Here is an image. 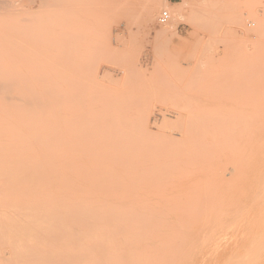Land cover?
Listing matches in <instances>:
<instances>
[{"label": "rangeland", "instance_id": "obj_1", "mask_svg": "<svg viewBox=\"0 0 264 264\" xmlns=\"http://www.w3.org/2000/svg\"><path fill=\"white\" fill-rule=\"evenodd\" d=\"M156 5H159L158 9ZM155 10L157 21L152 22L148 19V14ZM164 11L169 12L170 17L167 23L171 21L170 29H166L164 26L167 25H162L164 23L158 19ZM160 29L163 32H160ZM6 84H10L8 86L10 88ZM1 86L0 220L5 214L11 217L15 212L18 214L23 204L22 215H25L26 220L24 216L21 217L25 220L22 224L25 227L20 224L18 228H23L22 230L25 228V231L17 229L16 225L20 222L16 223L14 226L16 228L13 227L14 230L20 231L23 238L19 239L17 230L13 232H16L18 242L21 240L20 242L26 245L23 248L29 257L25 263L33 264L34 262L36 264L35 258L33 262V259H30L35 240L47 236L40 232L43 227L45 230V226L36 227L34 218L39 216L40 211L36 212L38 208L34 211V204L37 203L35 191L41 190L40 188L35 190V188L45 187L48 182L51 191L50 202L52 203L55 199L56 202L52 204H56L57 207L53 206L54 210L59 212L66 211L65 205L73 208L70 210L68 207L67 210L79 211L76 205L80 204V206L77 205L79 209L81 208L80 214L96 211L97 215L100 213V217L101 215L107 217L110 212L111 214L117 212L121 216L122 212L127 211L128 213L123 214L130 213L131 219L134 220V213L140 210L143 212L149 203L152 207L149 205L145 211L152 209V211L161 212L162 209L167 216L169 214V217L166 219L167 217H163L165 214L162 212L161 215L154 212L157 216L159 215L158 218L160 216V218L163 217L162 219L165 218L166 223L175 221L173 225L179 228L178 232L181 229L180 232L186 230L183 240L187 237L190 239L185 240L186 247L183 248V240L180 239L184 234L180 237V234L176 233L177 230L174 231L175 226L167 225L165 222V228L168 226L173 228H162L165 226L162 225V219L157 220V218L156 222H160L156 223L153 212L149 211L153 216L147 212L150 215L149 218H153L156 223H152L153 229H156L159 226L157 224L162 222L161 231L157 228L159 231L157 230L156 235V230H152L154 231L151 232L152 235L154 233L155 237L161 234L168 235L167 231H170L175 232V235L171 233L172 235L180 237L177 239L179 249L183 248V252L178 249V244H176L178 240L175 239L174 246L169 249L173 251L177 247L176 251L179 256H176L173 251L175 257L170 261L172 256L170 252L167 253L166 256L168 254L171 256L170 259L169 255L165 258V261L171 262L169 264H177L183 254L185 256L183 260L181 259L182 261L180 260V264H184L188 257L190 261L188 260L185 264H225L235 255L239 259L245 256L249 251L246 249H250L249 246L252 248L249 252L251 253L257 247L250 244L253 241H250V238L255 237V234L259 235L256 238L258 242L264 240L261 236L264 234V225H261L264 224V218L261 222H257V218L264 216V200H261L262 194L264 196V183L262 182L264 173L263 175L261 173L264 171V0H0ZM62 166H67L69 170ZM136 167L139 169L136 170ZM142 167L147 169L144 168L145 171L142 172ZM183 167L188 170L184 171ZM77 168L81 171H77ZM172 168L176 171L173 172ZM159 171L161 176L158 175ZM167 171L168 173L171 171L169 174L173 175L172 178H169L171 175ZM186 172L192 173L187 174ZM92 173L94 176L97 174L98 178L100 174V178L94 179ZM132 173L135 175L132 176ZM104 174L108 178H105ZM81 175L85 176L80 178ZM235 177L236 180H234ZM47 178L48 182H46ZM130 178H134L133 182ZM171 179H173L172 183H176L172 184ZM91 180H96L94 187ZM158 181L160 182L155 184ZM224 181L226 185H223ZM118 183L122 185L123 190ZM236 183L238 190L235 189L236 186H233ZM256 185L260 187H258L260 189L258 192ZM199 187L206 189L201 190ZM86 188L88 190H85ZM218 188L223 189L219 190L222 194L217 191ZM105 189L108 193H105ZM116 192L122 195L119 196ZM109 193L112 197H109ZM156 194H158L157 198ZM201 194L205 195V200ZM58 195L61 196L58 197ZM160 195L163 197L161 198ZM217 195L222 198L225 196L226 198L223 199L225 203L223 201L220 203ZM255 195L258 197H255L256 205H252L254 201L252 198ZM98 197L103 199V203L108 204L111 201L109 203L111 205L103 207L104 204L99 203ZM193 198L198 199L194 202ZM246 198H251L249 201L252 203ZM64 199L65 205L63 204ZM94 199L96 201L92 202L95 204L97 202L99 205L92 206L93 210H90L88 203ZM141 199L144 200H142L143 203ZM113 200L119 202L114 204ZM6 201L7 204H5ZM208 201L211 205L207 203ZM231 201L233 202L229 203ZM84 202H87V206L83 208L81 204H85ZM124 202L128 203V206ZM177 202L181 208L177 205L173 207ZM189 202H193V205ZM197 202L203 203V206L198 205ZM136 203L135 208L132 204ZM154 203L163 204V207ZM237 203H243V207L238 206ZM186 204L192 212H196L195 209L197 210L198 207L206 208L207 206V210L203 209L205 210L203 212L199 209L197 212L201 213L192 214ZM116 205L119 208H116ZM153 205L156 207L153 208ZM219 205L225 208L222 209ZM196 206L198 207L194 208ZM114 208L116 209L113 210ZM209 208L210 211L213 210L212 213ZM217 208L219 210H216ZM251 208L252 212H247ZM135 209L138 212H135ZM168 209L176 211H172L171 214V211H166ZM240 209H244V212ZM186 210L190 213L186 214ZM145 211L144 215L136 214L138 220L141 216H146L145 219L148 217ZM3 212L6 213L3 214ZM104 212H107V215H103ZM224 213L226 214L223 215ZM123 214L121 218H127L126 221L131 220ZM182 214H184L183 217ZM236 215L239 216L236 217ZM110 216L108 215V220L116 218V216L112 218ZM192 216L196 217L189 218L191 221L186 218L184 222V217L192 218ZM240 216H243L246 221L239 222L238 220H244ZM16 217L17 219L13 220L14 224L19 219L18 216ZM202 219L206 221L203 222ZM132 220L128 222L130 226L127 223V228L131 227ZM138 220L135 225H132L137 227H135V232L141 231V227L137 225ZM147 220L153 222L148 218L145 221ZM234 220L238 221V226L234 227L236 230L231 229L232 226L224 230L230 227L231 223L235 225ZM145 221L139 222L140 224L144 222V226H147L149 222L145 223ZM187 221L191 223L189 227L185 225ZM104 222L97 224H101L100 226L112 224V222ZM114 223L117 225L116 222ZM213 223L215 226L212 225ZM11 224L10 228H12ZM121 224L126 225V223ZM121 224V227L118 224L119 229L124 228L125 231L121 232L118 229L119 232L117 230L118 233H116L118 237L121 232L120 236L123 235L121 238H124L126 229ZM224 224L226 227L222 226ZM112 225L116 228L114 224ZM112 225L109 227L114 228ZM141 226L142 230L152 229V226L145 227L146 229L143 228V224ZM212 226H214L213 229L221 227L220 231L230 230L229 233L226 232L225 235L219 236L222 231L217 229L220 233L216 232V235L221 239H226L227 233L230 237L228 236L225 241L222 240L219 243L217 241L219 237L216 236V240L215 234L212 235ZM240 228L243 229L239 231ZM46 230L49 231V228ZM130 230L134 233V228ZM130 230L125 234L129 236ZM204 230H211L212 233L208 235ZM140 231L135 234L139 233L141 236L140 233H142L143 235L144 233ZM148 232L150 231L148 230L140 241L137 239L138 235H133L134 240H131L134 237L130 235V241H133L134 245L136 241H145ZM242 233L248 236L243 237ZM171 234L170 237H172ZM207 235L210 237L212 235L214 238L211 245L210 242L206 243L208 240L201 238ZM153 236L149 234L148 242L146 241L143 247L148 244L147 247L152 246L151 248L155 250L156 244L160 241L158 237V240L154 241L156 238L153 239ZM14 237L16 238V235ZM168 237L165 238L171 240L172 245L174 238ZM260 237L262 240L259 239ZM160 240L166 241L164 238ZM47 241H49L48 237ZM197 242L198 245H191ZM202 242L208 248L204 243L201 245ZM162 243L161 241L160 245ZM165 243L168 244V242ZM212 243L218 245L216 246L218 249L213 248ZM260 243L256 241V244ZM170 244L168 247L171 246ZM248 244L250 245L247 246ZM261 244L264 245L263 242ZM68 245L76 250L82 247H76L72 242ZM200 245L204 246L203 249L197 247ZM161 246L156 250L162 254L164 249ZM195 246L196 250L201 248L202 251L195 252ZM132 247L134 246H129V248ZM137 247H134L135 252ZM147 247L142 249L140 246L144 252H136L134 255L131 251L132 259L150 262L151 258L144 257V255L146 256L149 251H152L150 252L152 255L156 251L150 248L148 251ZM165 248L167 249V246ZM188 248L190 253L187 256L186 249ZM169 249L166 251L168 252ZM255 249L253 253L257 256L261 254L260 251H263L260 248ZM159 252L157 255L161 259L162 255ZM262 253L260 259H264V252ZM72 256L75 257L73 254ZM137 256L140 258L135 260ZM155 256H151L152 264L155 259H158ZM257 256L254 257L257 258ZM174 258L176 262H173ZM160 259L156 261L159 263L162 260ZM66 261L61 263L81 264L76 263L74 259H66ZM40 264L51 263L48 259H42ZM82 264H88V261L85 260Z\"/></svg>", "mask_w": 264, "mask_h": 264}, {"label": "bare ground", "instance_id": "obj_2", "mask_svg": "<svg viewBox=\"0 0 264 264\" xmlns=\"http://www.w3.org/2000/svg\"><path fill=\"white\" fill-rule=\"evenodd\" d=\"M156 1H157V0H156ZM158 1H159V0H158ZM153 5H154V4H153ZM158 6H159V5H156L157 9H158ZM151 8H152V7H151ZM154 8H155V7H154ZM165 12H167L168 16H167V18H166L165 21H162V17H163V15H164ZM156 15H157V11H156V10H155V11H150L149 14H148V19H149L150 21L154 22V21L156 20V18H157ZM169 17H170L169 12H168V11H164V12L160 15V17L158 18V19H160V21H161L162 23H164V24H162V25H167V26H164V27H166V29L169 28V25H171V21H170L169 23H167V21H169ZM156 21H157V20H156ZM158 21H159V20H158ZM165 22H166V23H165ZM173 27H174V26H173ZM169 29H170V28H169ZM161 31H162V30L160 29V32H161ZM164 31H166L165 28H164ZM162 32H163V31H162ZM3 83H4V82H3ZM6 85H7V84H6ZM2 86H3V85H2ZM2 86L0 87V92L2 91V90H1ZM8 86H10V84L7 85V87H8ZM4 88H6V86H5ZM8 88H10V87H8ZM5 90H6V89H5ZM8 90H9V89H8ZM10 90H11V89H10ZM0 94H1V93H0ZM5 94H7V93H5ZM8 96H9V95H8ZM8 96H7V97H8ZM7 97H6V98H7ZM0 98H2V97H0ZM10 98H11V97L9 96V99H10ZM0 107H1V106H0ZM0 112L2 113L1 108H0ZM0 134H1V121H0ZM1 142H2V141H1V135H0V144H1ZM254 144H255V143H254ZM236 150L240 151V149H236ZM236 150H235V151H236ZM263 151H264V150H263ZM260 154H261V153H260ZM263 155H264V154H263ZM232 156H234V154H232ZM235 156H237V155H235ZM237 157H239V156H237ZM196 160H197V159H196ZM196 160H195V161H196ZM240 160H241V158H240ZM249 160H250V159H249ZM193 161H194V160H193ZM220 161H221V160H220ZM193 163H194V162H193ZM228 163H229V162H228ZM50 164H51V163H50ZM218 164H220V163H218ZM56 165H57V164H56ZM65 165H66V164H65ZM162 165H163V164H162ZM197 165H198V164H197ZM53 166H54V165H53ZM53 166H52V167H53ZM59 166H60V165H59ZM160 166H161V165H160ZM195 166H196V165H195ZM219 166H220V165H218V167H219ZM66 167H67V166H65V167L62 166V168H66ZM68 167H69V165H68ZM167 167H168V166H167ZM186 167H188V166H186ZM190 167L193 168L192 165H190ZM196 167H197V166H196ZM215 167H216V166H215ZM228 167H229V165H228ZM240 167H241V166H240ZM242 167H243V166H242ZM72 168H73V167H72ZM114 168H115V167H114ZM144 168H145V167H142V172L145 171V170H143ZM148 168H149V167H148ZM150 168H151V167H150ZM156 168H157V167H156ZM183 168H184V167H183ZM183 168H182V169H183ZM205 168H206V167H205ZM220 168H221V167H220ZM220 168H217V169H218V170H221ZM222 168H223V167H222ZM66 169L69 170V168H66ZM66 169H65V170H66ZM110 169H112V168H110ZM137 169H139V168L136 167V170H137ZM145 169H147V168H145ZM151 169H153V168H151ZM157 169H158V168H157ZM160 169H161V167H160ZM173 169H174V168H172V170H173ZM177 169H178V168H177ZM185 169H187V168H184V171H186ZM262 169H263V168H262ZM54 170H55V169H54ZM54 170H53V171H54ZM79 170H80V169H79ZM79 170H78V168H77V171H79ZM100 170H101V169H100ZM107 170H109V169H107ZM127 170H128V169H127ZM155 170H156V169H155ZM155 170H154V171H155ZM161 170H162V169H161ZM179 170H180V169H179ZM187 170H188V169H187ZM55 171H56V170H55ZM74 171H75V170H74ZM74 171H72V173H73ZM80 171H81V170H80ZM104 171L106 172V170H104ZM109 171H110V170H109ZM116 171H117V169H116ZM138 171H139V170H138ZM138 171H137V172H138ZM174 171H176V170H173V172H174ZM189 171H190V170H189ZM193 171H194V170H192V172H193ZM199 171H200V170H199ZM216 171H217V170H216ZM257 171H259V169H258ZM56 172H57V171H56ZM65 172H67V171H65ZM75 172H76V171H75ZM100 172H101V171H100ZM110 172H111V171H110ZM142 172H141V173H142ZM148 172H149V171H147V173H148ZM163 172H164V171H163ZM170 172H171V171H170ZM170 172H169V173H170ZM178 172H179V171H178ZM192 172H190V173H192ZM254 172H255V171H254ZM68 173H69V171H68ZM79 173H80V172H79ZM81 173H82V172H81ZM89 173H90V172H89ZM103 173H104V172H103ZM107 173H108V172H107ZM113 173H114V172H113ZM141 173L139 174L140 176H141ZM149 173H150V172H149ZM151 173H152V172H151ZM160 173H161V172L159 171L158 175H159ZM165 173H166V171H165ZM167 173H168V171H167ZM169 173H168V174H169ZM186 173H187V172H186ZM190 173L188 172L187 174H190ZM256 173H257V172H256ZM261 173H262V175H263L264 171L261 172ZM45 174H46V172H45ZM73 174H74V173H73ZM77 174H78V172H77ZM82 174H83V173H82ZM115 174H116V173H115ZM136 174H137V173H136ZM143 174H144V173H143ZM153 174H155V173L153 172ZM254 174H255V173H254ZM258 174H259V173H258ZM53 175H54V173H53ZM78 175H79V174H78ZM92 175H93V173H92ZM96 175H97V174H95V176H96ZM104 175H105V174H104ZM104 175H103V177H104ZM109 175H110V174H109ZM134 175H135V174L132 173V176H134ZM137 175H138V174H137ZM147 175H149V174H147ZM162 175H163V174H162ZM165 175H166V174H164V176H165ZM169 175H171L169 178H172L173 175H172V174H169ZM185 175H186V174H185ZM191 175H192V174H191ZM233 175H234V174H233ZM79 176H80V175H79ZM82 176H83V175H81L80 178H82ZM84 176H85V175H84ZM84 176H83V177H84ZM93 176H94V175H93ZM95 176H94V179H95V178H98V175H97V177H95ZM142 176H143V175H142ZM145 176H146V175H145ZM155 176H156V175H155ZM160 176H161V174H160ZM160 176H159V177H160ZM186 176H188V175H186ZM46 177H47V175H46ZM88 177H89V176H88ZM110 177H112V176H110ZM113 177H114V176H113ZM113 177H112V178H113ZM118 177H119V176H118ZM118 177H117V178H118ZM135 177H136V176H135ZM138 177H139V176H138ZM149 177H150V175H149ZM156 177H157V176H156ZM167 177H168V175L166 176V179H167ZM263 177H264V176H263ZM263 177H262V180H263ZM54 178H57V177L54 176ZM91 178H92V176H91ZM99 178H100V174H99ZM99 178H98V179H99ZM105 178H108V176L105 175ZM150 178H151V177H150ZM150 178H149V179H150ZM152 178H153V177H152ZM162 178H164V177H162ZM183 178H184V177H183ZM187 178H188V177H187ZM229 178H231V177H229ZM259 178H260V177H259ZM60 179H61V175H60ZM87 179H88V178H87ZM98 179H96V180H98ZM133 179H134V178H132V179L130 178V181L133 182ZM137 179H138V178H137ZM160 179H161V178H160ZM160 179H159V180H160ZM164 179H165V178H164ZM166 179H165V180H166ZM70 180H71V178H70ZM83 180H84V179H83ZM96 180H95V181H96ZM106 180H107V179H106ZM117 180H119V178H118ZM121 180H122V179H121ZM135 180H136V179H135ZM135 180H134V181H135ZM152 180H153V179H152ZM156 180H157V179H156ZM165 180H163V181L165 182ZM169 180H170V179H169ZM174 180H175V179H174ZM185 180H186V179H185ZM234 180H236V177H235ZM249 180H250V179H249ZM66 181H67V179H66ZM71 181H73V180H71ZM91 181H92V180H91ZM95 181H92L93 183L91 182V183L93 184V187H94V183H95ZM147 181L149 182L148 179H147ZM150 181H151V180H150ZM160 181H161V180H160ZM160 181H158V182H156V183L153 182V183L158 184ZM172 181H173V179H171V183H172ZM245 181H246V180H245ZM46 182H48V178H47V181H46ZM64 182H65V181H64ZM68 182H70V181H68ZM73 182H74V181H73ZM78 182H79V181H78ZM88 182H89V181H88ZM88 182H87V183H88ZM104 182H105V181H104ZM136 182H137V181H136ZM161 182H162V181H161ZM166 182L168 183V181H166ZM181 182H182V181H181ZM227 182H229V181H227ZM236 182H237V181H236ZM258 182H259V181H258ZM262 182L264 183V180H263ZM55 183H56V181H55ZM65 183H66V182H65ZM75 183H76V182H75ZM87 183H86V184H87ZM102 183H103V181H102ZM106 183H107V182H106ZM116 183H117V182H116ZM116 183H115V184H116ZM119 183H120V180H119ZM119 183H118V185H119V187H121L122 185H120ZM167 183H165V184L168 185ZM169 183H170V182H169ZM173 183H176V182H173ZM173 183H172V184H173ZM208 183H209V182H208ZM223 183H224V184H223ZM223 183H222L223 185H226V184H225V181H224ZM244 183H245V182H244ZM53 184H54V183H53ZM59 184H60V181H59ZM83 184H84V183H83ZM86 184H85V185H86ZM88 184H89V183H88ZM88 184H87V185H88ZM121 184H123V183H121ZM132 184H135V183H132ZM150 184H152V183H150ZM162 184H164V183L162 182ZM172 184H171V185H172ZM231 184H232V183H231ZM240 184H242V183H240ZM260 184H261V183L259 182V185H260ZM56 185H57V184H56ZM87 185H86V186H87ZM96 185H98V184H96ZM118 185H117V186H118ZM148 185H149V184H148ZM166 185H164V187H166ZM198 185H199V184H198ZM252 185H253V184H252ZM261 185H262V184H261ZM261 185H260V186H261ZM71 186H72V185H71ZM81 186H82V185H81ZM146 186H147V185H146ZM169 186H170V185H169ZM210 186H211V185H210ZM233 186H236L235 189L238 190L239 187L237 188V183H236L235 185L233 184ZM233 186H232V188H233ZM246 186H247V184H246ZM256 186H257V187H256ZM256 186H255V188H257V190H256V189H255V190H256L257 192L260 191V189H258L259 186H258V185H256ZM69 187H70V186H69ZM76 187H77V186H76ZM96 187H97V186H96ZM127 187H128V189H129V185H128ZM219 187H220V186H219ZM222 187H223V186H222ZM261 187H262V186H261ZM263 187H264V185H263ZM39 188L41 189L40 191L37 190V189H39ZM60 188H61V187H60ZM78 188H79V187H78ZM82 188H83V187H81V189H82ZM116 188H117V187H116ZM121 188H122V187H121ZM153 188H154V187H153ZM160 188H161V187H160ZM162 188H163V187H162ZM166 188H168V187H166ZM199 188H200V187H199ZM206 188H209V186H206ZM206 188H205V189H206ZM243 188H244V187H243ZM259 188H260V187H259ZM68 189H70V188H68ZM79 189H80V188H79ZM89 189H90V188H89ZM101 189H102V188H101ZM123 189H124V188H122V190H123ZM157 189H158V188H157ZM200 189H201V190H205V189H202V187H201ZM262 189H263V188H262ZM262 189H261V190H262ZM35 190H37V191H35V198H36V202H37L38 204H37V203L34 204V208H35L34 211H36L37 208H38L39 210L37 209L38 211H36V212H39V211H40V212L38 213L39 216H38L36 219L34 218V220L36 221L35 224H36V227H37L38 225H40L41 227L45 226V230H44V227H43V230L41 229L40 232L43 233V235H47L46 238H45V236H44L43 238L40 237V239L35 240V243H34V249H33L32 255H31L32 258L30 257V259H31V260L33 259V260H32V262H33V261H34V258H35V260H36V264H37V263L40 264V262H41L42 259H48V260L50 261L51 264H62L61 262H67L66 259H74L76 263H81V264H82L85 260L88 261V264H152V257H151L152 255L155 256V254H156V256L158 257V259H160V256L157 255V253L159 252V250H156V249H158V248L160 249V246H161V245H162L161 247L164 249V250H163V249L161 248V250H163V251H162L163 253H164V251H166V250L169 249V248L172 249L171 247L174 246V244H175V243L173 244V241H175V239L178 240V239L181 237V235L184 234L185 231H186V230H183L184 232H183V231L180 232V231L182 230V229H181V230H179V232H178L177 229H179V228H177V226L173 225V223L175 222V221H173V220H172L173 223L168 222V220H167L168 223H166V219H168L169 214H168V216H167V214H165V212L162 211V209H161V212H162L163 214H165V215H163V214H162V215H163V217H164V216L167 217L166 219H165V218L162 219L163 217L160 218L161 216L158 218L159 215L157 216L156 214H157V213L160 214V213H161L160 211L156 212V211H152V209H151V211H152L153 213H152L150 210L145 211L146 209L149 208V205H150V203H149L148 207L144 210V211H145V214L148 215L147 212L150 211L152 214H154V216H153V215L149 212V213L153 216V218L156 217V218H155V222H156V219H157V218H158L157 220H161V219H162L163 224H162V222H161V223H158L157 225H159V226H160L161 224H162V225H165L164 222H165L167 225L172 224L171 226H173V227L175 226L174 231L177 230L176 233L178 232V234H180V237H178L179 235L174 236V235H175V232L167 231V232H168V235L165 234L167 237H168L171 233H174V235L171 234V236L174 238V240H172V245L170 244V243H171V242H170L171 240H167V238H165V237H166L165 235H162V234H161V236H157V237L159 238V241H160V242L162 241L163 243H162L161 245H160V242L158 243L159 245L156 244L158 247L156 246V247H155V250H154V248H153V249L151 248V247H152L151 245H149V246H151V247H147L148 244H147V246H145V247H143V245H145V242H146V241L148 242V239H147V238H148L149 234H150L151 236L154 235V236H153V239L156 238L154 241L158 240V238L155 237V233H156V235H157V230H158L157 228H160L159 230L161 231V229H162V228H165L166 225H165V226H162V228H161V226H160V227H159V226H158V227L156 226L157 228H156V229H155V228L153 229V225H152V223L156 224L157 222H160V221H157V222L155 223V222L153 221L154 219L151 218V217H150V218H151V219H150V218H149L150 215H148L147 218H148L149 220L153 221V222H149V221L147 220V221L151 224V225H150V224L148 223L149 225L146 224L147 226H144L145 224H144V222H142V224H143V228L152 226V229L150 230V229L148 228V230H149L150 232H148V236L146 235L147 238L145 237V241L143 240L142 242H139L140 240H142V239L144 238L143 236H144L145 234H147V231H148L146 228H145L146 230H142V226H141L142 224H140L141 222H139V221H145V220L147 219V218L145 219L146 216H144V217L141 216V218L143 217L145 220H143V218L141 219L140 217H139V220H138V218H137L138 215H142V214L144 215V211L142 212V210H140V211H141V214H139L140 211L138 212L136 209H135V210H136L135 212H138V213H134V212L132 211V214L134 213V215H135V216H134V220H132V219H131V214L129 213V214H127V215H124L127 211L125 212V211L123 210L124 212H122V214L124 213V214H123L124 217H126V216H127L128 218L130 217V219L134 222V223L131 222V223H132V224H131V227L134 228V230H133L134 233H131V230H130V229H132V228H131V227H128V228H130V229H128V228L126 227V226H128V224L130 223L129 221H131V220H127V221H126L127 218H121L122 214H121V216H120L117 212H115V214L112 213V214H113V215H112L111 212H110L108 215H109V216L111 215V216H110L111 218H112V216H116V218L113 217L112 219H110V220H112V221L108 220L109 217H108V215L106 214L107 212H104V214H103V215H107V217L102 216V215H101V217H100V213H99L98 215H99L100 218H99L98 215L96 214V213H97L96 211H95L96 213H95V212H94V213H91V211L88 210L90 213H88V212L86 211V213H88V214H85V212H84V214H83V212H81V214H80L81 208H80V209L78 208V207L80 206V204H77V205H79V206L76 205V208H77L79 211H77V210L74 211V212H76V213L79 212V214H76V213L73 214L74 212H73V211H70L71 208H72V206L68 205V207H70V208H69L70 210H67L68 207L65 205L66 202H64L66 198L63 200V202H64L63 204H64L65 207H66V211L59 212L58 210H54V207H57L56 204H55V203L52 204L53 202H56L55 199H54V201H53L52 203L50 202V199H49V198H50V192H51V191H50V189H49V182L46 184L45 187H44V186H43V187H36ZM71 190H72V189H71ZM85 190H88V189L86 188ZM85 190H84V191H85ZM105 190H106V189H105ZM105 190H104V191H105ZM219 190L222 191L223 189L221 190V188H218L217 191L219 192ZM252 190H253V188H252ZM117 191H118V190H117ZM124 191H125V190H124ZM159 191H160V190H159ZM161 191H163V189H161ZM256 191H254V192H256ZM263 191H264V190H263ZM55 192H56V191H55ZM55 192H54V193H55ZM72 192H73V191H72ZM76 192H77V191H76ZM99 192H100V190H99ZM99 192H98V193H99ZM101 192H102V191H101ZM136 192H138V191H136ZM194 192H195V191H194ZM87 193H88V192H87ZM89 193H90V191H89ZM105 193H108L107 190H106ZM116 193H117V192H116ZM131 193H133V192H131ZM131 193H130V194H131ZM163 193H164V192H163ZM169 193H170V192H169ZM219 193H220V192H219ZM96 194H97V193H96ZM117 194H118V193H117ZM117 194H116V195H117ZM136 194H137V193H136ZM145 194H146V192H145ZM152 194H153V193H152ZM152 194H151V195H152ZM220 194H222V192H221ZM243 194H244V193H243ZM253 194H255V193H253ZM257 194H258V193H257ZM259 194H260V193H259ZM259 194H258V195H259ZM261 194H262V193H261ZM67 195H68V194H67ZM102 195H104L103 192H102ZM102 195H101V196H102ZM107 195H108V194H107ZM109 195H110V196H109ZM109 195H108L109 197H112L110 193H109ZM118 195L120 196V195H122V193L119 192ZM126 195H128V194H126ZM126 195H124V196L127 197ZM138 195H139V194H138ZM157 195H158V194H156V198L158 197ZM161 195H162V194H161ZM161 195H160V197H161ZM165 195H166V194H165ZM201 195H202V194H201ZM209 195H211V193H209ZM224 195L227 196L228 194H225V193H224ZM224 195H223V196H224ZM59 196H61V195H58V197H59ZM86 196H88V195H86ZM90 196H91V195H89V197H90ZM95 196H96V195H95ZM104 196H105V195H104ZM104 196H102V197H104ZM108 196H107V197H108ZM129 196H131V195H129ZM140 196H141V195H140ZM174 196H175V195H174ZM228 196H229V195H228ZM239 196L242 197L241 194H239ZM250 196H251V195H250ZM55 197H56V196H55ZM76 197H77V196H76ZM80 197H81V196H80ZM113 197H115L114 194H113ZM162 197H163V196H162ZM162 197H161V198H162ZM202 197H203V199H204L205 195H202ZM202 197H199V198L202 199ZM216 197L218 198L217 200H219L220 203H221V201H223V202L225 203V201L223 200L224 198H226L225 196H224V198H222L221 196H218V195H217ZM219 197H220V199H219ZM235 197H237V196H235ZM252 197H253V195H252ZM252 197H251V198H252ZM255 197H257V195H255L254 198H252V199H254V201H252V202L255 203V204H253L251 201H249L251 198H250V199L246 198V199H247V201L251 202L252 205H256ZM262 197H264L263 194H262ZM262 197H261V200H264V198L262 199ZM68 198H70V197H68ZM98 198H99V197H98ZM98 198H97V199H98ZM141 198H142V197H141ZM175 198H176V197H175ZM188 198H190V197H188ZM210 198H213V197L210 196ZM229 198H230V196H229ZM257 198H258V197H257ZM257 198H256V199H257ZM259 198H260V197H259ZM56 199H57V198H56ZM79 199H80V198H79ZM82 199H83V198H82ZM99 199H100V201H99V200H97V201H99V203H101L103 199H102V200H101V198H99ZM130 199H131V198H130ZM143 199H144V198H143ZM143 199H141L140 201L142 202ZM170 199H171V198H170ZM172 199H173V198H172ZM185 199H187V198H185ZM196 199H198V198H196ZM196 199L193 198L194 202L197 201ZM205 199H206V198H205ZM205 199H204V200H205ZM221 199H222V200H221ZM231 199H232V198H231ZM60 200H61V198L59 199V202H60ZM87 200H88V199H87ZM118 200H120V198H119ZM132 200H133V198H132ZM132 200H131V201H132ZM137 200H138V197H137ZM156 200H157V199H156ZM156 200H155V202H157ZM211 200H212V199H211ZM257 200L259 201V199H257ZM2 201H3V200H2ZM74 201H75V200H74ZM77 201H78V200H77ZM92 201H96V200L94 199V200H91V202H92ZM108 201H109V200H108ZM128 201H129V200H128ZM128 201H127V202H128ZM135 201H136V200H134V202H135ZM143 201H144V200H143ZM148 201H150L149 198H148ZM188 201H189V200H188ZM190 201H191V200H190ZM228 201H229V200H227V202H228ZM91 202L88 203V207H89V208L91 207L90 210L92 209V206L94 207V206H96V204L99 205L97 202H96V204L93 203V202L91 203ZM110 202H111V201H109V203H110ZM112 202L114 203L115 201L113 200ZM117 202H119V201H117ZM117 202H115L114 204H116ZM120 202H121V204H122V201H121V200H120ZM137 202H138V201H137ZM151 202H153V201H151ZM179 202H180V201H179ZM199 202H203V201H200V200H199ZM199 202H197V204L200 205V206H203V203H199ZM232 202H233V201H231V202H229V203H232ZM60 203H61V202H60ZM69 203H70V202H69ZM84 203H85V202H84ZM109 203H108V204H109ZM124 203H125V202H124ZM130 203H131V202H130ZM132 203H133V202H132ZM142 203H143V202H142ZM159 203H160V202H159ZM159 203H158V204H159ZM189 203H190V205H191V204L193 205V202H189ZM207 203L210 204V201H208ZM224 203H223V204H224ZM234 203H235V202H234ZM245 203H247L246 200H245ZM261 203H262V202H261ZM263 203H264V202H263ZM2 204H4V202H3ZM5 204H7V201H6ZM102 204H104L103 207H106V206L111 205V204L108 205L107 202H105V203L102 202ZM105 204H107V205H105ZM121 204L118 203V205H121ZM125 204H127V206H128V203H125ZM125 204H123V205H125ZM154 204L157 205V206H160V205H161L160 207H163V204H160V205H158V204H156V203H154ZM174 204H175V203H174ZM180 204H182V202H180ZM183 204H184V202H183ZM223 204H222V205H223ZM240 204H241V205H240ZM242 204H243V203H237V205L240 206V207H243ZM58 205H60V204H58ZM61 205H62V204H61ZM74 205H75V204H74ZM85 205L87 206V202H86L85 204H83V205L81 204V206H82L83 208H84ZM118 205H116V208H119V207H117ZM132 205H135V208H136L137 203H136V204H132ZM176 205L179 206L178 208H181L180 205L178 204V202H177L175 205H173V207L176 206ZM186 205H187V207L189 206L188 204H186ZM204 205H205V204H204ZM207 205H208V204H207ZM210 205H211V204H210ZM220 205H221V204H220ZM220 205H219V207H221L222 209L225 208V207L220 206ZM225 205H227V204H225ZM237 205H236V206H237ZM259 205H262V204L259 203ZM263 205H264V204H263ZM6 206H7V205H6ZM53 206H54V207H53ZM121 206H122V205H121ZM138 206H139V205H138ZM140 206H142V205H140ZM146 206H147V205H146V203H145V207H146ZM177 206H176V207H177ZM181 206H182V205H181ZM228 206H229V205H228ZM228 206H227V207H228ZM231 206H232V205H231ZM231 206H230V207H231ZM236 206H235V207H236ZM238 206H237V207H238ZM257 206H258V205H257ZM3 207H5V206H3ZM74 207H75V206H74ZM113 207H114V206H113ZM113 207H111V208H113ZM131 207H132V206H131ZM145 207H144V208H145ZM150 207H152V204L150 205ZM154 207H156V206L153 205V208H154ZM165 207H166V206H165ZM168 207H169V206H168ZM192 207H193V206H192ZM192 207H191V208H192ZM197 207H198V206H196V207H194V208H197ZM204 207H205V206H204ZM208 207H210V206H208ZM219 207H218V208H219ZM227 207H226V208H227ZM251 207H252V206H251ZM253 207H254V206H253ZM255 207H256V206H255ZM76 208H75V209H76ZM96 208H97V207H96ZM109 208H110V207H109ZM116 208H114L113 210H115ZM124 208H126V207H124ZM141 208H143V206H142ZM184 208H185V207H184ZM184 208H182L183 211H185ZM188 208H189V211L192 212V211L190 210V207H188ZM212 208H213V207H212ZM212 208H211V210H212ZM218 208H217L216 210H219ZM22 209H23V204L20 206V210H19L18 214H17L16 212H15L16 214L14 213V216H15V217L18 216V218H19L18 221L16 220L17 222H15V224L13 223V220L17 219V217L14 218V216H13V217H11V216H7L8 214L6 215V214H5L6 212H3V214H5V216L2 217L1 220H0V222H2V225H0V264H27V263H25V260L28 259L29 255L26 253L27 251L25 250V248H23V247H25L26 245H24L23 243H21V242H22L21 240H19V242H18V238H17V234H16V232H18V230L21 229V228H20V229L18 228V227L20 226V224H21L22 227H25V226L22 225V224H24V221L26 220L25 215H24V214L22 215ZM55 209H56V208H55ZM64 209H65V208H64ZM64 209H63V210H64ZM72 209H73V208H72ZM98 209H99V208H98ZM103 209H104V208H103ZM106 209H108V208H106ZM106 209H105V210H106ZM182 209H181V210H182ZM185 209H187V208H185ZM199 209H200V210L202 209L201 211L205 212V210H203V209H206V210H207V206H206V208H202V207L199 208V207H198L197 210L195 209L196 212H192V214H193V213H201V212H197V211H199ZM227 209H228V208H227ZM231 209H232V208H231ZM231 209H230V210H231ZM238 209H239V208H238ZM247 209H248V205H247ZM60 210H61V209H60ZM83 210H84V209H83ZM86 210H87V209H86ZM92 210H93V209H92ZM99 210H100V209H99ZM101 210H102V209H101ZM108 210H109V209H108ZM110 210H111V209H110ZM117 210L119 211V209H117ZM125 210H126V209H125ZM128 210H129V209H128ZM130 210H131V208H130ZM132 210H133V209H132ZM155 210H156V209H155ZM187 210H188V209H187ZM187 210H186V214L190 213V212L187 211ZM228 210H229V209H228ZM228 210H227V211H228ZM236 210H237V209H236ZM251 210H252V208H251L250 210H248L247 212H250ZM67 211H70V212H73V213H70V212H69V213H66ZM166 211H169V209L166 210ZM170 211H171V210H170ZM170 211H169V212H170ZM172 211H176V210H172ZM172 211H171V214L173 213ZM193 211H194V210H193ZM209 211H210V208H209ZM209 211H208V212H209ZM221 211H223V210H221ZM221 211H218V212H221ZM227 211H226V213L230 214V212H227ZM240 211H243V212H244V209H242V210L240 209ZM92 212H93V211H92ZM154 212H156V214H155ZM169 212H168V213H169ZM210 212L212 213L213 210L210 211ZM231 212H233V211H231ZM243 212H242V214H244ZM251 212H252V211H251ZM254 212H255V211H254ZM116 213H117V215H116ZM127 213H128V212H127ZM177 213H178V212H177ZM222 213H223V212H222ZM226 213H224L223 215H225ZM233 213H234V212H233ZM245 213H246V212H245ZM261 213H262V212H261ZM261 213H260V214H261ZM3 214H2V216H3ZM136 214H138V215H136ZM174 214H175V212H174ZM206 214H207V213H206ZM231 214H232V213H231ZM242 214H241V215H242ZM247 214H248V216H250L249 213H247ZM253 214H254V213H253ZM263 214H264V212H263ZM155 215H156V216H155ZM160 215H161V214H160ZM178 215H179V214H178ZM208 215H209V214H208ZM21 216H24V219H25V220H23V217H21ZM118 216H119V217H118ZM132 216H133V215H132ZM136 216H137V217H136ZM179 216H180V215H179ZM183 216H184V214H182V217H183ZM209 216H210V215H209ZM238 216H239V215H238ZM238 216L236 215V217H238ZM243 216L245 217V214H244ZM243 216H242V217L240 216V217L243 218L244 220H238L239 222H241V221H243V222L246 221L245 218H244ZM34 217H36V216H34ZM117 217H118V219H117ZM194 217H196V216H194ZM194 217H193V216H192V218H191V217H184L183 220H185L186 218H187V219H189V218H190V219H193ZM199 217H201V215H200ZM216 217H217V216H216ZM216 217H215V218H216ZM221 217H222V218H227L226 216H221ZM221 217H219V219H220ZM232 217H233V216H232ZM236 217H235V218H236ZM255 217H256V216H255ZM13 218H14V219H13ZM101 218H103V219H101ZM106 218H107V219H106ZM132 218H133V217H132ZM135 218H136V220H135ZM202 218H204V217H202ZM210 218H211V217H210ZM217 218H218V217H217ZM217 218H216V219H217ZM262 218H264V216H263V217L260 216V218H257V222H261V219H262ZM105 219H106V220H105ZM115 219H116V220H115ZM187 219H186V220H187ZM190 219H189V221H191ZM206 219H207V215H206ZM229 219H230V218H229ZM258 219H259V221H258ZM137 220H138V222H139V223L137 222V225H138L139 227H141V231H140V230H137L136 232H138V231L143 232V233H144L143 235H142V233H140L141 236H139V233H138V234H135V233H136L135 230H136L137 227L135 226V227H136V228H135L134 226H132L133 224H134V225L136 224V221H137ZM186 220H185L184 222H186ZM208 220H211V219H208ZM226 220H227V219H226ZM232 220H233V219H232ZM254 220H256V219H254ZM254 220H253L252 222H254ZM104 221H106V222H112V224H114V225L116 226V228H115L111 223H109V224H111V225L115 228V230H114V228L109 227V226H111V225H109V226H108V225L104 226V224H102L103 226H100L101 224H100V225L97 224V223H101V222L105 223ZM147 221H145V223H147ZM189 221H187V224H185V225H188L187 227H189V225L191 224V223H189ZM202 221L204 222V221H206V220H203V219H202ZM216 221H217V220H216ZM234 221H235V220H234ZM238 221H237V222L235 221V223H236L235 225H233V223H231V224H230V227H229V226H228V227L225 226V224H226V225H229V224L226 223V222H227V221H226L225 224L222 225V226H225V227H226V228H224V230L227 229V228H231V226H232L231 229L236 230V228H234V227H235L236 225L238 226ZM18 222H20L19 225H16V223L18 224ZM114 222H116L117 225H116ZM128 222H129V223H128ZM181 222H182V220H181ZM184 222H183V223H184ZM214 222H215V221H214ZM230 222H232V221H230ZM243 222H241V223H243ZM257 222H256V223H257ZM11 223H12L13 225H12ZM121 223H126V225L124 226V225L121 224ZM127 223H128V224H127ZM228 223H229V222H228ZM263 223H264V222H263ZM10 224H11L12 228L9 227ZM107 224H108V223H107ZM118 224H119V226H120V224H121L122 227H125V229H126V232H125V233H129L128 230H130V233H131V234H129V236H128L127 234L124 233V235H126V236H124V238H123V237L121 238V236H123V235L120 236V234H121V232H123L122 230H124V228H123L122 230L119 229L121 226L119 227ZM208 224H209V222H208ZM244 224H245V223H244ZM252 224H253V223H252ZM15 225L17 226V229H18V230L15 229V230H17V231L14 233L13 230H14V228H16V227H14ZM49 225H51V226L49 227ZM96 225H97V226H96ZM98 225H99V226H98ZM177 225H178V224H177ZM212 225L215 226L214 223H213ZM242 225H243V224H242ZM248 225H249V224H248ZM259 225H260V223H259ZM261 225H264V224H261ZM129 226H130V224H129ZM204 226H205V225H204ZM214 226L211 227V228H212L211 230H213V234H212V235L214 236V234H215V237H214L215 239H216L217 237H219L220 235H225L226 232L230 231V230H228V231L225 232L224 230H221L222 233L224 232V234H222V233H220V232H221V231H220L221 227H219L220 229H218V227L215 228V229H213ZM249 226H250V225H249ZM13 227H14V228H13ZM139 227H138V228H139ZM154 227H155V226H154ZM169 227H170V226H168V227L165 228V229H168ZM173 227H170V228H173ZM183 227H184V226H183ZM201 227H202V226H201ZM208 227H209V226H208ZM245 227H247V226H245ZM251 227H252V226H251ZM251 227H250V229H251ZM260 227H262V226H260ZM263 227H264V226H263ZM263 227H262V228H263ZM9 228H10L11 230H10ZM46 228H47V229L49 228V231H47ZM202 228H203V227H202ZM206 228H207V227H206ZM252 228H253V227H252ZM254 228H255V227H254ZM257 228H258V227H257ZM22 229H23V228H22ZM22 229H21L20 231H25V228H24V230H22ZM118 229L121 230L120 234L118 235V237L120 236L121 239L117 237V233L119 232ZM127 229H128V230H127ZM165 229H164V230H165ZM186 229H187V228H186ZM200 229H201V228H200ZM217 229H218L220 232L217 231ZM241 229H243V228H240V229H238V230L240 231ZM246 229H247V228H246ZM15 230H14V231H15ZM117 230H118V232H117ZM152 230H156V232H155L153 235H152V233H153L154 231L152 232ZM159 230H158V231H159ZM169 230H170V229H169ZM211 230H207V231L204 230V231H205L208 235H210V233H212ZM253 230H254V229H253ZM261 230H262V229H260V231H261ZM11 231H12V232H11ZM20 231L18 232V233H19V234H18L19 239H20V238H23V235L20 234ZM43 231H44V232L47 231V232L44 233ZM124 231H125V230H124ZM133 231H132V232H133ZM145 231H146V233H145ZM201 231H202V230H201ZM208 231H210V232L208 233ZM242 231H243V230H242ZM246 231H248V230H246ZM116 232H117V233H116ZM151 232H152V233H151ZM167 232H166V233H167ZM214 232H215V233H214ZM216 232H217V233H220L219 236L216 235ZM232 232H234V231H232ZM243 232H245V231H243ZM258 232H259V231H258ZM21 233H24V232H21ZM46 233H47V234H46ZM160 233H162V232H160ZM163 233H165V232H163ZM198 233H199V232H198ZM200 233H201V232H200ZM203 233H204V232H203ZM228 233H229V232H228ZM228 233H227V235H226V236H227L226 239H227L228 236H229ZM260 233H261V232H260ZM262 233H263V232H262ZM14 234L16 235V238H17V239L14 237V236H15ZM122 234H123V233H122ZM134 234H135V236L138 235L137 239H139L138 242H137V241H136V242L134 241V242H135V245H136V243H137L136 246L134 245L133 241H130V238H131L130 235H132V237H134V238L131 239V240H134V239H135V236H133ZM158 234H159V233H158ZM204 234H205V233H204ZM236 234L238 235V232H236ZM258 234H259V233H258ZM12 235H13V237H12ZM21 235H22V237H20ZM201 235H203V234H201ZM208 235H207L206 237H201V236H200V237L203 238L205 241L208 240V241H206V243L209 244L208 242H210V245H211V242L213 241L214 238H212V237H213L212 235H211V237L208 236ZM233 235H235V234H233ZM245 235L248 236V234H245ZM245 235H243V233H242L241 236L244 237ZM251 235H252V231H251ZM260 235H261V234H260ZM187 236H188V235H187ZM204 236H205V235H204ZM216 236H217V237H216ZM254 236H255V237H251V238H250V241L253 240L252 243H250V244H253L252 246H257V247H255V248H257V249L260 248L261 250H263V251H260V250H259V251L261 252V254H263L262 252H264V249H263L264 247H262V246H264V245L261 244V243H262V242L264 243V240H262V238H264V237H263L264 234L261 235L262 238H261V237L259 238L260 240H262V241H259V242H261L260 244H261L262 246H261L260 244H259V245H260L262 248H261L258 244H256V241H257V243H259V242H258V239H256L257 236L259 237V235L256 236V234H255ZM47 237H48V240H49V241H47ZM169 237H170V236H169ZM169 237H168V238H169ZM172 237H170V238L172 239ZM175 237H176V238H175ZM183 237H185V234L182 235V237H181L180 240H183ZM207 237H208V238L210 237L212 240H211L210 238L207 239ZM229 237H230V236H229ZM234 237H235V236H234ZM234 237H233V238H234ZM243 237H239V238L242 239ZM160 238H164V240H166L165 242H168V244L165 243L163 240H160ZM177 238H178V239H177ZM222 238H225V237H222ZM247 238H248V237H247ZM14 239H16V240H15L16 242L14 241ZM146 239H147V240H146ZM187 239L190 240V239L187 237L186 239H184V240L182 241V245L185 244L184 242H185V240L187 241ZM226 239H221V238L219 237L218 240H217V239H216V240L220 243V242H222V240L225 241ZM231 239H232V238H231ZM254 239H256V240H255V243H253V242H254ZM195 240H196V239H195ZM204 240H200V241H204ZM209 240H210V241H209ZM219 240H220V241H219ZM237 240H238V239H237ZM243 240H244V239H243ZM20 241H21V242H20ZM152 241H153V240H152ZM230 241H232V240H230ZM71 242H72L73 245L76 246V247H81V246H82L81 249H80V250H76V249L72 248L71 246H69L68 244L71 243ZM128 242H132V243H128ZM147 242H146V243H147ZM149 242H150V241H149ZM178 242H179V240L176 242V244H178L177 247H178V249H179V243H178ZM214 242L216 243V241H214ZM218 242H217V243H218ZM138 243H139V245H138ZM143 243H144V244H143ZM152 243H154V242H152ZM193 243H194V242H193ZM203 243H204V242H202L201 245H202ZM215 243H212V244H214V246H215V247L213 246V248H217L216 246H218V245H215ZM219 243H218V244H219ZM129 244H130V245H129ZM141 244H142V245H141ZM163 244H164L165 246H164ZM169 244H170L171 246L168 247ZM250 244H248L247 246H249ZM254 244H256V245H254ZM131 245H133L134 247H137V246L139 247V248H138V247L136 248V252H138V253H139V252H142V251H143L142 249H144V248H146V247H147V250H148V248H150V249H152L153 251H156V253L151 255L150 252H152V251H149V250H150V249H149V250H148V251H149L148 253H150V254L147 253L148 255H147V254H146V256L144 255V257L149 256V257L151 258V261L149 260L150 262H144V261H143V262H140V260L137 261L136 259H139V258H140V257L138 258V256H137V258H135L136 261H134V259H132V255H131V254L133 253V255H134V253H136V252H135V250H134V247L129 248V246L131 247ZM191 245H192V246H194V245H198V242H197V244H192V243H191ZM201 245H200V246H197V247H202V249H203L204 246H201ZM204 245H205V243H204ZM219 245H220V244H219ZM226 245H227V244H226ZM235 245H236V244H235ZM140 246L142 247V249L140 248ZM154 246H155V245H154ZM154 246H153V247H154ZM166 246H167V249L165 248ZM205 246H206V245H205ZM175 247H176V246H175ZM175 247H173V249H174ZM177 247H176V250H177ZM180 247H182L181 244H180ZM184 247H186V245H184L183 248H184ZM190 247H191V246H190ZM206 247H207V246H206ZM206 247H205V248H206ZM239 247H240V246H239ZM249 247H250V249L252 250L251 246H249ZM249 247H248V248H249ZM183 248H182V249H183ZM194 248H195V252H198V251H199V253H200V252L202 251L201 248H199L200 250H199L198 248H197L198 250H196V246H195ZM207 248H208V247H207ZM246 248H247V247H246ZM255 248L253 249V251H252L251 253H249V252H250V249H246V250H249V251H247V253L245 254V256H243V257L241 256L242 258H240V259H239L238 256L236 257V255H235V256L233 255V256L235 257V259H234V257H232L231 259H229L228 261H226L227 263H225V264H264V259H260L261 254L259 253V251H256L257 253H259L258 256H257V254L255 255V253H253V252H255L254 250H256ZM130 249H132V250H130ZM137 249H138V250L140 249V251H138ZM170 249H169L168 252L166 251L165 255H164L163 253L161 254L160 252H159V254L162 255V256H166V254L170 252V255L172 256V258H171V256H170L169 254H168L169 257H168V255H167L166 257H162V256H161V259H162V260L160 259L161 262H159V263H161V264H165V263L167 262V264H169V263H171L170 261L173 259V257H175V255H173V253H174V254L176 253V256L179 254L176 250H173V251H174V252H173V251H171ZM180 249H181V248H180ZM180 249H179V250H180ZM182 249H181V251H182ZM217 249H218V248H217ZM217 249H215L216 252H217ZM161 250H160V251H161ZM179 250H178V251H179ZM186 250H187V254H186V255L188 256V255H189L188 253H190V252H188L189 248L186 249ZM186 250H185V251H186ZM209 250H211V249L209 248ZM131 251H133V252L131 253ZM175 251H176V252H175ZM185 251H184V253H185ZM240 251H241V250H240ZM143 252H144V251H143ZM146 252H147V251H146ZM172 252H173V253H172ZM182 252H183V251H182ZM182 252H181V253H182ZM216 252H215V253H216ZM245 252H246V251H245ZM245 252H244V253H245ZM181 253H180V255H181ZM236 253H237V252H236ZM244 253H243V254H244ZM72 254H73L75 257H73ZM142 254H144V253H142ZM207 254H208V253H207ZM137 255H138V254H137ZM139 255H140V254H139ZM150 255H151V256H150ZM194 255H196V253H194ZM194 255L192 254V257H194ZM201 255H203V254H201ZM208 255H210V254H208ZM208 255H207V256H208ZM214 255H215V254H214ZM156 256H155V257H156ZM178 256H179V255H178ZM184 256H185V255L183 254V257H184ZM187 256H186V257H187ZM247 256H248V257H247ZM254 256H257V258L259 257V259H257V258L254 257ZM84 257H86V258H84ZM141 257H143V256H141ZM144 257H143V258H144ZM157 257H156V258H157ZM167 257H168L169 259L171 258L170 261H169V260H168V261H167V260L165 261V258H167ZM183 257H182V256L180 257V259L178 260V263L181 262V261L183 260V259H182ZM192 257H191V258H192ZM205 257H206V256L204 255V258H205ZM208 257H209V256H208ZM83 258H84V259H83ZM143 258H141V259L143 260ZM163 258H164L165 263H163V262H164V261H163ZM176 258H179V257H176ZM189 258H190V257H188L187 259H185L186 261H184V262L187 263L188 260L190 261ZM144 259H145V258H144ZM154 259H155V258L153 257V260H154ZM158 259H155L154 261H156V260H158ZM181 259H182V260H181ZM147 260H148V259H147ZM180 260H181V261H180ZM202 260H203V259H202ZM133 261H134V262H133ZM154 261H153V264H154V263L159 264L157 261H156V262H154ZM158 261H159V260H158ZM162 261H163V262H162ZM191 261H192V259H191ZM173 262H176L175 258H174V261H173ZM192 262H193V261H192ZM178 263H177V264H178ZM185 263H184V264H185ZM33 264H34V262H33ZM173 264H175V263H173ZM179 264H180V263H179ZM214 264H215V263H214Z\"/></svg>", "mask_w": 264, "mask_h": 264}, {"label": "built area", "instance_id": "obj_3", "mask_svg": "<svg viewBox=\"0 0 264 264\" xmlns=\"http://www.w3.org/2000/svg\"><path fill=\"white\" fill-rule=\"evenodd\" d=\"M167 16H168V14H167V12H165L164 15H163V17H162V21H165L166 18H167Z\"/></svg>", "mask_w": 264, "mask_h": 264}]
</instances>
